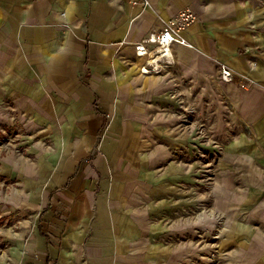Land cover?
Returning a JSON list of instances; mask_svg holds the SVG:
<instances>
[{"label": "crops", "instance_id": "obj_1", "mask_svg": "<svg viewBox=\"0 0 264 264\" xmlns=\"http://www.w3.org/2000/svg\"><path fill=\"white\" fill-rule=\"evenodd\" d=\"M182 8L188 44L140 72L135 44ZM249 20L232 0H0V264H264Z\"/></svg>", "mask_w": 264, "mask_h": 264}, {"label": "built area", "instance_id": "obj_2", "mask_svg": "<svg viewBox=\"0 0 264 264\" xmlns=\"http://www.w3.org/2000/svg\"><path fill=\"white\" fill-rule=\"evenodd\" d=\"M197 16L190 8H182L169 18L158 31L151 32L134 46L137 56L145 57L140 72L160 71V65L171 60V48L174 43L188 44L181 32L195 22ZM220 77L224 81L233 80V71L220 64Z\"/></svg>", "mask_w": 264, "mask_h": 264}, {"label": "rangeland", "instance_id": "obj_3", "mask_svg": "<svg viewBox=\"0 0 264 264\" xmlns=\"http://www.w3.org/2000/svg\"><path fill=\"white\" fill-rule=\"evenodd\" d=\"M232 1L235 3H237V1H239L240 3L245 2L248 5V11H255V12H258L259 14H263V20H260L258 23L256 21L249 20L247 22V27L251 29H261V31L264 33V0H232ZM234 233H235V230L234 228H232L230 237L233 240H234ZM229 259H226V261L225 260L216 261L215 263H210V264H224V263L239 264L235 262L234 259H232V256H231L232 260H229ZM184 263L191 264V262H188V261H185ZM200 264H203V262H201Z\"/></svg>", "mask_w": 264, "mask_h": 264}]
</instances>
